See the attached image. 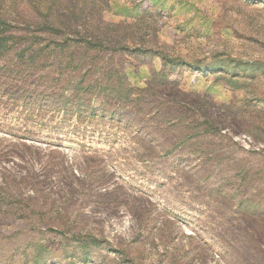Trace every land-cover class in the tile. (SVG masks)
<instances>
[{
  "label": "rangeland",
  "instance_id": "374dc122",
  "mask_svg": "<svg viewBox=\"0 0 264 264\" xmlns=\"http://www.w3.org/2000/svg\"><path fill=\"white\" fill-rule=\"evenodd\" d=\"M0 18L26 36L0 67L38 50L67 93L86 75L129 94L105 113L0 97V264H264V0H0ZM164 57L184 64L163 76Z\"/></svg>",
  "mask_w": 264,
  "mask_h": 264
},
{
  "label": "trees",
  "instance_id": "16d2710c",
  "mask_svg": "<svg viewBox=\"0 0 264 264\" xmlns=\"http://www.w3.org/2000/svg\"><path fill=\"white\" fill-rule=\"evenodd\" d=\"M119 12L126 14L130 12V9L128 7H123ZM25 38L26 36L19 34L17 28L13 27L5 19L0 18V54L9 50L13 45L24 41ZM58 45L63 49L64 46H68V43L65 42V44ZM133 52L137 54L151 53L150 50L143 49H137ZM163 59L164 68L160 72L163 76H166V66L175 69L184 64L182 60L177 58L164 57ZM76 63L79 64V62ZM71 64L75 65L72 56L66 61L67 67ZM49 65L51 64L42 58L38 50L33 51L28 57L24 55V51L20 52L15 64L0 67V97L6 96L13 100H22L26 104L54 105L65 112L102 111L105 113L106 110L100 106L104 104L109 105L107 99L115 98L123 104L128 102L127 98L129 94L126 93L124 88L120 89L115 85L111 88L107 83L103 84L100 80H92L87 86H83L86 75L81 76L75 81L72 93H67L66 86L60 85L61 82L70 81V79H66L62 76L67 68L65 71L62 70L61 74L58 76L36 75L37 70ZM94 66L95 64L93 63L90 68ZM217 67L218 65L214 62L207 64L199 62L195 69L201 72L203 70L216 69ZM92 96H95L96 100H93L91 98ZM101 98L103 102L99 103ZM111 108L114 107L110 106V109ZM93 242L98 243L97 241ZM90 243L89 241H85V247ZM24 257L27 261L32 259L35 264L50 263L49 258L42 256V253L39 252L33 255H25Z\"/></svg>",
  "mask_w": 264,
  "mask_h": 264
}]
</instances>
